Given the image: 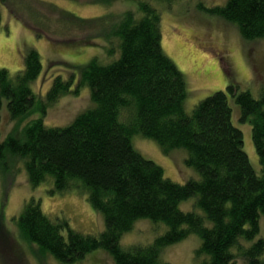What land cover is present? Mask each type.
<instances>
[{"label":"trees","instance_id":"1","mask_svg":"<svg viewBox=\"0 0 264 264\" xmlns=\"http://www.w3.org/2000/svg\"><path fill=\"white\" fill-rule=\"evenodd\" d=\"M174 1L139 0L133 9L92 18L64 12L78 26L111 15L109 35L117 37L116 57L102 63L94 55L81 68L78 84L89 87L92 105L66 125H45L44 105L37 98L33 106L36 92L30 82L42 68L37 50L25 52L24 67L15 76L0 67V106L2 99L6 104L0 133L4 112L15 122L29 119L20 137L8 133L0 141V162L6 152L19 157L33 187L50 177L57 191H85L103 216L99 234L84 233L64 217L49 216L33 197L24 203L16 223L19 236L61 262L81 261L101 248L114 264H170L160 258L164 247L195 233L200 237L195 256L203 259L194 264H264V238L258 236L264 218V88L254 97L227 85L240 120L251 126L260 166L256 173L224 91L200 99L190 112L184 107L185 78L162 49L161 14L154 4ZM204 9L234 24L246 40L264 36V0H226ZM72 75H57L47 100L76 92L70 89ZM135 133L155 140L163 152L185 149L184 161L198 178L180 183L164 176L159 164L134 148ZM193 195L202 213L180 208ZM141 218L167 229L148 244L122 247L121 236Z\"/></svg>","mask_w":264,"mask_h":264},{"label":"rangeland","instance_id":"2","mask_svg":"<svg viewBox=\"0 0 264 264\" xmlns=\"http://www.w3.org/2000/svg\"><path fill=\"white\" fill-rule=\"evenodd\" d=\"M137 1L112 0L104 4L97 0H0V67L15 76L24 67L25 52L32 48L38 51L42 68L30 86L36 92L33 106L39 100L45 107L42 115L45 125H66L77 113L92 105L89 87L78 84L81 68L94 55L105 63L116 57L114 53L117 52V37L109 35L113 23L111 15L78 26L65 17L64 12L92 18L133 9ZM225 1L154 2L161 14V45L164 53L184 75L187 86L184 101L186 111L190 112L200 99L214 91L222 90L227 94L232 106V120L242 131L243 149L254 171L259 173L250 123L240 120L239 107L233 102L234 95L227 85H233L235 91L249 90L254 97L259 96L264 88V36L246 40L234 24L204 9ZM198 3L204 8L196 7ZM112 46L114 55L111 54ZM72 73L70 89H76V92L63 93L53 102L47 100L46 92L53 79L57 75L67 79ZM1 105L5 107V99H2ZM2 107L0 113L4 109ZM39 115L37 112L34 117ZM27 120L12 121L4 112L0 141L8 133L20 137V129ZM132 144L144 157L159 164L164 176L180 183L189 178H198L196 170L184 161L185 149L174 148L163 152L155 140L139 133L132 135ZM31 197L40 201L42 210L49 216L64 217L76 230L99 234L104 228L102 214L88 201L85 191H57L50 177L33 187L22 160L6 152L0 162V264H114L109 253L101 248L91 251L81 261L61 262L20 237L17 219L24 203ZM195 199L193 195L182 200L180 208L202 213L196 207ZM206 224L210 222L206 220ZM166 229L162 222L138 219L132 229L121 236L120 245L148 244ZM258 236L264 238L263 217L259 220ZM199 245L200 237L191 233L164 247L160 258L170 264H194L203 259V255L195 256Z\"/></svg>","mask_w":264,"mask_h":264}]
</instances>
